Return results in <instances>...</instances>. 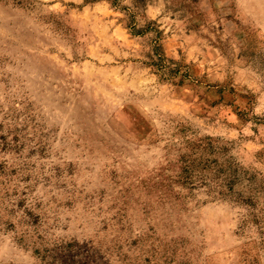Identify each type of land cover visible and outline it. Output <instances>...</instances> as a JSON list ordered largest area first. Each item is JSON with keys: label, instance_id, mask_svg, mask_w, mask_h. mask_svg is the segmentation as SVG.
I'll return each instance as SVG.
<instances>
[{"label": "rangeland", "instance_id": "obj_1", "mask_svg": "<svg viewBox=\"0 0 264 264\" xmlns=\"http://www.w3.org/2000/svg\"><path fill=\"white\" fill-rule=\"evenodd\" d=\"M27 1L0 0V264H264V0H147L145 36Z\"/></svg>", "mask_w": 264, "mask_h": 264}, {"label": "trees", "instance_id": "obj_2", "mask_svg": "<svg viewBox=\"0 0 264 264\" xmlns=\"http://www.w3.org/2000/svg\"><path fill=\"white\" fill-rule=\"evenodd\" d=\"M17 5L27 6L29 1L27 0H12ZM96 0H87L86 2H94ZM107 1L113 9H120L122 12H126L125 15L128 17V20L126 22L127 28L130 30L131 34L133 36H145L148 33L152 32V26L156 25L154 22H147L146 25L143 28H138L137 21H136V14L140 9L144 8L147 5V0H133V8L130 7H121L120 1L121 0H102ZM157 32V31H156ZM159 34V33H158ZM155 44L152 46V55L149 56V59L151 60V64L153 67H156L159 71H165L167 69V62L168 59L165 57L164 50L162 48L160 41L155 40ZM200 145L193 144L190 149L195 152V150L200 149ZM206 151H211L214 153V146L211 145V143L207 144L205 147H203ZM196 150V151H197ZM222 150L223 153L227 152V149H218ZM221 153V151H220ZM193 155H196L193 153ZM190 159H186L185 157L182 160L184 164L183 175L182 176L184 181L182 180L183 184L193 185V180L197 178L199 174L205 173L203 177L206 178V173H209L210 175L213 174V179L216 182L217 187L219 189H228L227 192H230V194L233 193L235 185H237V177H234L232 173H234L235 170H233L231 164H228L229 161H227L224 165H221L218 163V160L209 162V161H203V159L200 162H196L192 159V155L189 156ZM197 163V164H196ZM228 172H230V175H228ZM200 178V176H199ZM223 191H221L220 196H223ZM227 197V195H226Z\"/></svg>", "mask_w": 264, "mask_h": 264}]
</instances>
